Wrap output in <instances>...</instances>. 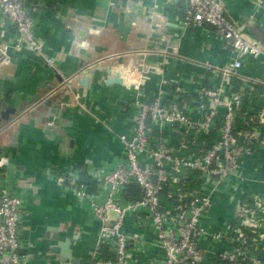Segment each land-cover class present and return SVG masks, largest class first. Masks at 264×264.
<instances>
[{"label": "built area", "instance_id": "built-area-1", "mask_svg": "<svg viewBox=\"0 0 264 264\" xmlns=\"http://www.w3.org/2000/svg\"><path fill=\"white\" fill-rule=\"evenodd\" d=\"M46 1L0 0V15L12 31L10 37L0 33V65L22 51L45 53L35 24L42 19ZM164 1L167 9H174L179 24L212 27L222 47L235 56L222 66H210L207 74L195 79L193 89L180 82L186 74L167 79L160 67L131 71L127 87L132 98L121 115L123 128L116 132L122 149L117 161L108 166L88 163L86 169L45 168L46 175L78 204H85L99 222L86 264H134L136 252L150 243L147 228L154 245L163 250L162 264H200L196 244L205 233L201 218L212 206L215 190L234 177V192L238 181L245 180L242 159L255 150L264 151V74L240 72L245 57L264 68V44L246 36L226 15L224 0ZM255 1L264 12V0ZM152 73L160 76L146 87ZM233 77L239 81L236 89L230 88ZM79 98L76 94L73 99L84 105ZM198 145L197 150L184 152ZM6 161L1 157L0 166ZM181 169L197 171L200 185L179 193L175 204L161 209L160 192L168 182L178 181ZM131 186L139 191V198L130 197ZM248 196L252 207L238 198L230 234L209 235L213 240L229 238L230 248L215 253L227 264H264L260 259L264 232L258 231L264 223V194ZM20 202L0 186V264H26L21 253ZM110 209L117 212L114 220L107 216Z\"/></svg>", "mask_w": 264, "mask_h": 264}, {"label": "crops", "instance_id": "crops-1", "mask_svg": "<svg viewBox=\"0 0 264 264\" xmlns=\"http://www.w3.org/2000/svg\"><path fill=\"white\" fill-rule=\"evenodd\" d=\"M224 1L226 15L242 24L246 36L264 44V12L256 1ZM46 2L42 19L35 24L44 41L45 53L22 51L15 53L10 63L0 65V108L15 107L14 114L0 120V158L8 161L0 168V186L22 201L20 240L26 264H59L54 257L59 250L57 240L76 233L79 237L73 255L78 257L76 264H86L84 249L88 245L89 250L96 238L91 213L85 204H78L64 193L44 170L50 165L86 169L88 163L108 166L116 162L122 154L116 132L123 128L121 115L125 103L132 98V89L107 85L94 77L88 88L80 91L84 104L80 106L59 77L54 76L53 69L59 74L68 73L97 58L122 57L142 50L145 55L160 59L163 77L181 79L186 74L187 78L180 82L193 89L195 79L207 74L210 66H222L235 55L222 47L212 27L179 24L174 9H167L164 0ZM140 6L147 8L150 19ZM127 8L132 12L127 13ZM151 19L162 26L152 24ZM90 26L98 32L89 33ZM0 33L12 36L8 20L1 15ZM240 72L263 76L264 68L258 61L245 57ZM159 76L152 73L146 87H152ZM230 82L231 89L238 88L236 77ZM263 161V150L245 156L240 166L245 180L238 181L234 192V177L215 190L212 206L201 218L205 233L196 244L200 264H227L215 253L230 248L229 238L213 240L209 235L219 231L230 234L229 227L236 223L238 198L243 205L252 207L248 195L264 194ZM196 184L200 185L198 179ZM147 231L150 243L143 252H136L134 264H162L163 250L154 245L149 228ZM92 233L94 237L90 240ZM260 259L264 260V253Z\"/></svg>", "mask_w": 264, "mask_h": 264}, {"label": "water", "instance_id": "water-1", "mask_svg": "<svg viewBox=\"0 0 264 264\" xmlns=\"http://www.w3.org/2000/svg\"><path fill=\"white\" fill-rule=\"evenodd\" d=\"M140 7L142 13L150 19V16L147 12V8H145L144 6ZM126 12L129 13L132 11L127 8ZM250 19H252L253 21L257 20L255 18ZM151 22L152 24H157V21L155 19H151ZM234 22L242 31V24H240L236 20ZM157 25L162 26V23H158ZM97 32V28L90 26L89 33ZM95 60V62L89 63L85 66V63L82 65H78L76 68H73L74 70L63 74H59L57 69L54 68V76L59 77V82H61L64 88L70 92L73 98L76 94H78L81 98L82 95L80 91L87 89L90 81L94 77H98L101 82L107 85H119L121 87H127V76L131 71L142 70L143 72H146L150 67H155L156 69H159L158 62H160V59H158V57H152L151 55H145L142 53L123 55L122 57H111L108 59L97 58ZM80 98L79 100L80 102H82ZM45 102L50 103V100H47ZM14 113L15 107L13 106L7 105L4 108H0V120H7L8 116ZM116 215L117 212L112 209H110L107 213L108 218L111 220H114ZM91 221V225L93 224V226L95 227V234L97 235V220L92 217ZM78 237L79 234L76 233L72 237H66L64 239L57 240L56 246L59 250L58 253L54 255V257L59 264H64L66 261L73 264H76L78 262V257L73 255V249L74 246L77 245L76 239H78ZM93 237L94 233L91 234L90 240ZM87 250L88 245L85 247L84 252H87Z\"/></svg>", "mask_w": 264, "mask_h": 264}, {"label": "trees", "instance_id": "trees-1", "mask_svg": "<svg viewBox=\"0 0 264 264\" xmlns=\"http://www.w3.org/2000/svg\"><path fill=\"white\" fill-rule=\"evenodd\" d=\"M198 146H190L186 151L188 152L191 150H197ZM178 177L177 182H168L165 187L160 192V204L161 209H168L172 204H175L178 201L179 193L183 191H189L193 188H197L199 184H196V180L198 179L199 173L197 171H188L181 169L180 172L176 174ZM130 197L133 199H137L141 196L139 191L135 188V186L130 187ZM250 206L252 203V200L249 198ZM261 232H264V223L261 227ZM226 263V262H225ZM251 264V263H246Z\"/></svg>", "mask_w": 264, "mask_h": 264}, {"label": "flooded vegetation", "instance_id": "flooded-vegetation-1", "mask_svg": "<svg viewBox=\"0 0 264 264\" xmlns=\"http://www.w3.org/2000/svg\"><path fill=\"white\" fill-rule=\"evenodd\" d=\"M7 163H8V161L4 162V164H3L2 166H0V168L2 169V167H3L5 164H7ZM19 199H20V197H19ZM20 201H21V199H20ZM21 202H22V201H21ZM21 202H20V205L22 204ZM19 208H20V207H19ZM20 214H21V211H20ZM21 219H22V215H21Z\"/></svg>", "mask_w": 264, "mask_h": 264}]
</instances>
